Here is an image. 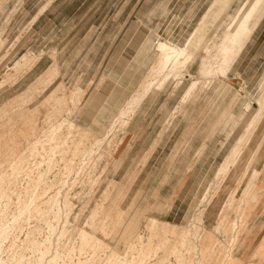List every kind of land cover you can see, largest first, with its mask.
<instances>
[{"label":"rangeland","instance_id":"374dc122","mask_svg":"<svg viewBox=\"0 0 264 264\" xmlns=\"http://www.w3.org/2000/svg\"><path fill=\"white\" fill-rule=\"evenodd\" d=\"M250 1L0 0V264H264Z\"/></svg>","mask_w":264,"mask_h":264},{"label":"bare ground","instance_id":"6f19581e","mask_svg":"<svg viewBox=\"0 0 264 264\" xmlns=\"http://www.w3.org/2000/svg\"><path fill=\"white\" fill-rule=\"evenodd\" d=\"M258 3H259L258 0H252L248 4H246L244 8L238 10V12L233 15V18L231 19L230 25L227 29L226 36L219 47L220 52L223 53L222 55H224L225 57H227V53L228 52L230 53L231 51V47L227 46L228 43L235 44L238 41V39L243 36L250 22L257 13ZM157 49L159 51V56H160L158 62L159 72H161L164 68H167L168 65H172L173 68L176 67L184 52L182 49H178L173 46H168L163 43H159L157 45ZM151 84L145 86L142 89L143 91L141 92V95L139 94L140 96L136 94L132 97L130 102L127 103V108H125L126 113H128L127 111L131 113L134 110V108H136V106H138V104L141 103L142 98L150 90Z\"/></svg>","mask_w":264,"mask_h":264}]
</instances>
